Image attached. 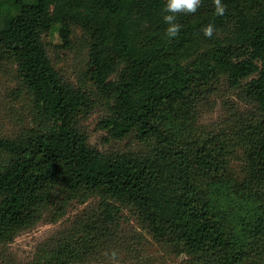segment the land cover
<instances>
[{
	"label": "trees",
	"instance_id": "16d2710c",
	"mask_svg": "<svg viewBox=\"0 0 264 264\" xmlns=\"http://www.w3.org/2000/svg\"><path fill=\"white\" fill-rule=\"evenodd\" d=\"M222 3L224 16L213 0L179 14L168 38L166 0H0V69L16 66L37 113L33 128L0 137V247L94 201L30 264H88L114 248L124 210L188 264H264V0ZM56 34L67 48L85 40L86 85L57 69ZM225 81L253 109L200 129ZM94 92L111 138L137 151L90 144L81 118Z\"/></svg>",
	"mask_w": 264,
	"mask_h": 264
},
{
	"label": "rangeland",
	"instance_id": "374dc122",
	"mask_svg": "<svg viewBox=\"0 0 264 264\" xmlns=\"http://www.w3.org/2000/svg\"><path fill=\"white\" fill-rule=\"evenodd\" d=\"M51 57L60 73L69 81L86 85L85 75L88 68V49L80 35L74 39L70 48L64 47L58 34L46 38ZM89 87V86H88ZM219 91L213 96L211 104L206 107L200 121V129H214L224 124L231 113L247 112L253 107L240 97L238 91L229 88L227 82L221 83ZM17 68L9 64L0 69V137H13L22 131L33 128L37 119L35 105L26 93H21ZM93 106L83 116L82 125L88 134L90 144L102 151H137L140 144L134 138L114 140L103 121L108 117L106 101L97 93H90ZM95 206L94 201L85 205L74 204L63 215L57 214L53 221L48 214L32 228L19 233L15 240L0 247V263L12 261L13 264H30L39 246L47 239L72 225L79 215ZM122 230L113 249L101 251V254L88 264H113L111 253H117L118 264H188V257L173 253L156 242L143 229L137 216L124 210L121 219Z\"/></svg>",
	"mask_w": 264,
	"mask_h": 264
},
{
	"label": "clouds",
	"instance_id": "9594fccd",
	"mask_svg": "<svg viewBox=\"0 0 264 264\" xmlns=\"http://www.w3.org/2000/svg\"><path fill=\"white\" fill-rule=\"evenodd\" d=\"M202 0H166L163 11L167 13L163 16L164 22L168 25L165 34L168 38H176L181 31V25L176 22L179 14H195L201 6ZM216 16H224L227 12V6L222 0H213ZM204 36L211 39L216 34L217 29L214 24H208L201 29ZM117 253L112 251L111 260L113 264H118Z\"/></svg>",
	"mask_w": 264,
	"mask_h": 264
}]
</instances>
